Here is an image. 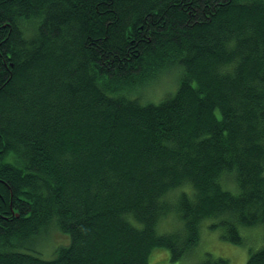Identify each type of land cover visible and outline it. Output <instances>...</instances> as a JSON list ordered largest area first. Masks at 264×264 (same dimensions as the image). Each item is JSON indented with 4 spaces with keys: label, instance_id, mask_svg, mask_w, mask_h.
I'll list each match as a JSON object with an SVG mask.
<instances>
[{
    "label": "trees",
    "instance_id": "trees-1",
    "mask_svg": "<svg viewBox=\"0 0 264 264\" xmlns=\"http://www.w3.org/2000/svg\"><path fill=\"white\" fill-rule=\"evenodd\" d=\"M203 227H262L264 264V0H0V264L174 262Z\"/></svg>",
    "mask_w": 264,
    "mask_h": 264
},
{
    "label": "rangeland",
    "instance_id": "rangeland-1",
    "mask_svg": "<svg viewBox=\"0 0 264 264\" xmlns=\"http://www.w3.org/2000/svg\"><path fill=\"white\" fill-rule=\"evenodd\" d=\"M162 80L163 81L161 83L157 85L154 84L152 88L153 91L151 92L152 94L150 93V95L148 96V98L154 102L160 101V98L166 92H170L174 88V82L172 81V79L166 77ZM207 229L203 227L200 241L195 251L191 255L173 262L170 261V257L168 256L169 253L166 249L156 248L151 252L149 256V264H198L208 255L211 258L226 259L228 261V264H245L249 252L258 250L263 243L262 227H257L251 230H244L242 236L245 238L246 242H244L242 245H234L228 243L221 239L220 232L218 230L210 231L208 229V231ZM50 231V233L48 232L50 235L45 234L44 237L41 238L43 244L40 246L39 250L37 248V250L34 252L39 256L43 254V256L40 257L44 259L52 258L55 255L58 247L68 243V238L62 235L59 231H57L56 229H51ZM45 237L46 239L49 238V241L46 239L44 241ZM162 250H164V252Z\"/></svg>",
    "mask_w": 264,
    "mask_h": 264
},
{
    "label": "bare ground",
    "instance_id": "bare-ground-1",
    "mask_svg": "<svg viewBox=\"0 0 264 264\" xmlns=\"http://www.w3.org/2000/svg\"><path fill=\"white\" fill-rule=\"evenodd\" d=\"M26 20H27V19H26ZM20 30H22V29H20ZM26 30H27V29H26ZM23 35H24V33H23ZM29 36H30V35H29ZM26 37H28V36H26ZM29 38H30V37H29ZM24 39H25V38H24ZM163 74H164V73H163ZM165 75H166V73H165ZM154 82H155V81H154ZM151 85H152V84H151ZM151 85H150V86H151ZM171 95H172V94H171ZM171 95H170V96H171ZM167 98H168V97H167ZM140 104H141V103H140ZM5 157H6V156H5ZM3 162H4V161H3ZM4 163H5V162H4ZM4 163H3V164H4ZM8 164H9V163H8ZM18 167H19V166H18ZM19 169H20V168H19ZM21 169H22V168H21ZM20 172H21V171H20ZM227 185H228V184H227ZM172 224H173V223H172ZM49 229H50V228H49ZM52 229H53V228H52ZM43 230H48V229H42V231H43ZM48 231H49V230H48ZM48 231H47V233H46V231L43 232L44 235H45V233H46V234H49V233L51 232V231H50V232L48 233ZM213 231H214V230H213ZM39 232H41V231H39ZM43 233L41 232V235H42ZM39 234H40V233H39ZM44 235H43L42 237H44ZM49 235H50V234H49ZM49 235H48V236H49ZM46 236H47V235H46ZM36 237H40V236L37 235ZM45 239H46V237L44 238V241H45ZM50 239H51V238H50ZM35 240L37 241L36 238L34 239V241H35ZM46 240L49 241V238L46 239ZM38 241H40V240H38ZM41 242H43V241L41 240ZM30 243H31V242H30ZM45 243H47V242H45ZM57 243H58V242H57ZM39 244H40V243H39ZM39 244L37 243V244H35V245L38 246ZM42 244H43V243H41V245H42ZM35 245H34V247H35ZM41 245H39V246H41ZM39 246H38V247H39ZM65 247H66V246H65ZM62 248H63V247H62ZM157 248H158V247H157ZM162 248H163V247H162ZM33 249H34V251H36V250H35L36 248H33ZM38 250H39V249H38ZM162 251L164 252V250H162ZM33 253H34V252H33ZM36 253H37V252H36ZM198 253H199V251H198ZM39 254H41V253H39ZM190 254H192V253H190ZM209 254H210V253H209ZM37 255H38V254H37ZM197 255H198V254H197ZM40 256H43V254L40 255ZM168 256H169V255H168ZM204 256H205V255H204ZM151 257H152V256H151ZM169 257H170V256H169ZM202 257H203V256H202ZM185 258H186V257H185ZM193 258H194V257H193ZM207 258H208V257H207ZM202 261H203V260H202ZM202 261H201V262H202ZM151 262H152V261H151ZM164 262H165V261H164Z\"/></svg>",
    "mask_w": 264,
    "mask_h": 264
}]
</instances>
